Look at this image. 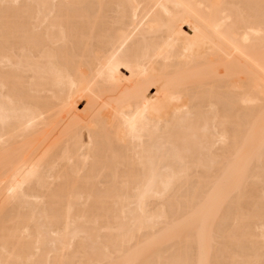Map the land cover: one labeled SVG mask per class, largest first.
Returning <instances> with one entry per match:
<instances>
[{"label":"bare ground","instance_id":"1","mask_svg":"<svg viewBox=\"0 0 264 264\" xmlns=\"http://www.w3.org/2000/svg\"><path fill=\"white\" fill-rule=\"evenodd\" d=\"M0 264H264V0H0Z\"/></svg>","mask_w":264,"mask_h":264},{"label":"rangeland","instance_id":"2","mask_svg":"<svg viewBox=\"0 0 264 264\" xmlns=\"http://www.w3.org/2000/svg\"><path fill=\"white\" fill-rule=\"evenodd\" d=\"M154 93H155V91H154ZM83 107H84V105L80 106L81 109H83ZM160 203H161V202H160ZM157 205H158V204H157ZM159 205H160V204H159ZM145 233H147V231H144V232L141 233L140 235L145 234Z\"/></svg>","mask_w":264,"mask_h":264}]
</instances>
